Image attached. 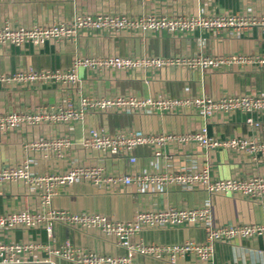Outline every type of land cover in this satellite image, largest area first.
Listing matches in <instances>:
<instances>
[{
    "label": "crops",
    "instance_id": "obj_1",
    "mask_svg": "<svg viewBox=\"0 0 264 264\" xmlns=\"http://www.w3.org/2000/svg\"><path fill=\"white\" fill-rule=\"evenodd\" d=\"M259 0H0V25L31 26L69 21L76 15L99 13L131 17L147 14L211 15L259 12ZM264 31L255 26L237 36L195 29L186 35L162 32L82 31L60 42L47 41L41 46L24 43L0 48V74L27 69H68L75 57L174 58L207 55L226 57L232 54H263ZM76 85L37 81L28 85L0 84V114L33 111L42 107L57 108L67 102L74 107L80 96H134L137 98H176L228 95H263L264 71L251 64H231L219 69H189L178 66L115 70L78 67ZM258 127L250 128L245 115L235 111L205 117L191 108L174 111L141 110L135 112L86 111L82 120L70 123H39L0 133V168L16 165L29 158L35 174L62 173L75 164L101 166L107 173L135 176L143 173L179 172L209 166L212 177H264V156L253 159L244 152L205 149L194 144L170 143L156 156L151 146L141 145L129 155L107 156L94 149H84L81 140L89 129L105 134L142 131L144 133H184L206 127L208 135L224 139L236 135L264 138V113L258 115ZM52 135L72 141L61 156L44 155L25 145ZM206 207L215 227L228 224L264 225V196L249 198L240 194L208 193L195 185L188 189L169 185L163 189L135 183L95 186L78 181L60 185L49 207L74 214L100 213L115 220L131 219L138 211L168 207ZM42 205L33 189L22 182L0 184V212L24 209L40 210ZM132 240L152 244L204 243L205 230L197 223L171 227L144 228ZM0 241L31 243L34 248L13 264H78L48 252L68 241L77 248L98 254L127 255L95 228H82L59 222L52 224L51 234L44 227L12 228L0 232ZM264 263V248L258 238H235L214 241L208 259L184 254L175 263L167 259L134 254L132 264H259Z\"/></svg>",
    "mask_w": 264,
    "mask_h": 264
},
{
    "label": "built area",
    "instance_id": "obj_2",
    "mask_svg": "<svg viewBox=\"0 0 264 264\" xmlns=\"http://www.w3.org/2000/svg\"><path fill=\"white\" fill-rule=\"evenodd\" d=\"M259 12L244 11L236 14L211 15H164L147 14L127 16L123 14L99 13L92 15H76L69 21H58L49 24H35L31 26L0 25V48L2 46H21L24 43L41 46L47 41L60 42L74 38L82 31H107L120 33L128 31L162 32L186 35L195 29H206L222 32L225 35L237 36L250 28L258 26L264 31V0ZM231 64H251L264 71L263 54H232L221 56H181L174 58L156 57H125L108 55L104 57H75L68 69H27L6 74H0V84L24 86L37 81H50L63 85H76L78 81V67L90 69H140L160 68L164 66H178L189 69H219ZM177 108H191L205 117H212L217 113H232L238 111L245 115V123L250 128L258 127V115L264 113L263 95H228L218 98L176 97V98H137L134 96L96 97L83 95L79 97L78 105L74 107L67 102L57 108L42 107L33 111L0 114V133L13 131L23 125L39 123H70L82 120L85 112L116 110L119 112H135L141 110L174 111ZM170 143L194 144L205 149L233 150L244 152L253 159L264 156V138L257 136L236 135L218 139L208 135L206 127L184 133H144L131 131L128 133L105 134L95 129H89L81 140L84 149H94L107 156L129 155V162H134L132 153L135 147L151 146L156 156L162 154V147ZM72 141L61 135H52L45 139L33 141L25 145L27 150L39 149L47 155L51 152L61 156ZM30 159L25 158L16 165L0 168V184L22 182L33 189L42 205L47 208L40 210L24 209L0 212V232L12 228L44 227L50 236L52 224L59 222L82 228L98 229L106 239L115 245L126 249L127 255L98 254L83 250L66 241L59 247L48 250L52 255L76 262L78 264H132V256L140 254L155 259H167L175 263L184 254H192L206 260L212 252L214 241H230L235 238H258L264 248V225L260 224H228L215 227L206 207L177 208L168 207L160 210L138 211L131 219L115 221L100 213L74 214L65 210L49 207L56 188L78 181L95 186L135 183L141 186H152L163 189L169 185H176L183 189L195 185L208 193L240 194L249 198L264 196V177H232L215 178L211 176L209 166L202 168L183 169L179 172L143 173L135 176L107 173L101 166H84L75 164L62 173L35 174L31 171ZM199 224L206 232V241L196 243L185 241L180 244H152L133 237L144 228L171 227L182 224ZM34 248L31 243L0 241V264H13L21 261V255ZM264 264V263H259Z\"/></svg>",
    "mask_w": 264,
    "mask_h": 264
}]
</instances>
